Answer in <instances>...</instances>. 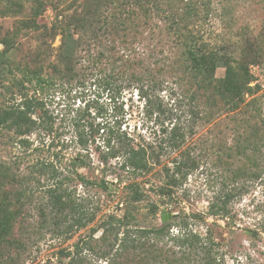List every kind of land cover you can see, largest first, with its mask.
<instances>
[{"label":"rangeland","instance_id":"obj_1","mask_svg":"<svg viewBox=\"0 0 264 264\" xmlns=\"http://www.w3.org/2000/svg\"><path fill=\"white\" fill-rule=\"evenodd\" d=\"M9 1L0 0V11L12 6ZM40 1L41 12L36 17L32 13L35 0H19V10L0 12V39L12 36L0 63V109L23 100L13 77L4 72L5 65H32L40 53L39 61L46 70L51 71L52 65L62 68L66 62H71L74 69L63 74L48 72L51 83L37 91L28 89L27 96L37 97L43 106H34L30 112L37 124L29 133L18 134L13 128L0 126V165L9 175L0 178V190L12 194L18 185L16 177L29 189L25 206L13 224V237L24 245L15 256L17 264H69V256L63 253L73 251L75 243L84 247L82 254L91 261L85 264H107L98 257L105 246L99 239L101 222L109 215L119 217L126 212L132 215L128 227L159 226L167 217L170 235L191 230L211 237L223 264H264V0H210L211 14L201 30L204 36L211 38L220 54L235 58L241 53L252 54L255 58L247 63L252 92L246 93L234 110H224L226 96L218 95L215 107L219 114L206 123L192 121L190 109L194 102L189 95L194 89L187 83L174 84L168 75L154 99H160L172 113L146 108L132 85L109 101L107 91L93 84L100 74L88 68L91 63L86 59L84 44L76 42L69 48L60 33L51 31L56 13L67 21L85 0ZM172 1L160 0L159 5L175 15L174 8H166ZM180 13L182 10L177 9L176 14ZM32 17L36 27L16 30L20 20ZM147 23L146 29L142 26L140 47L156 43L157 50L170 55L163 37L166 21L151 14ZM71 34L73 39H82L83 31L73 28ZM2 47L0 43V50ZM98 65L105 70L109 67L103 62ZM130 69L134 71V67ZM214 74L223 77L224 67H216ZM92 98L104 105L105 113L96 112ZM105 119H117L121 130L146 147L154 157L148 171L129 170L122 166L121 158L103 160L104 133L96 132L94 126ZM76 121L87 138L85 145L78 142ZM177 121L185 125L184 142L179 148L162 149L166 130ZM183 154L194 160V167L185 178L179 176L177 186H167L162 192L165 170H170ZM41 163L49 167L39 170ZM53 186L69 191L93 216L92 220L69 231L66 222L41 226V208L48 213V188ZM134 191L141 195L136 198ZM226 193L233 195L226 212L210 214V205ZM92 228L96 229L93 234ZM163 242L173 244L166 237ZM7 251L1 250L0 260L16 252Z\"/></svg>","mask_w":264,"mask_h":264},{"label":"trees","instance_id":"obj_2","mask_svg":"<svg viewBox=\"0 0 264 264\" xmlns=\"http://www.w3.org/2000/svg\"><path fill=\"white\" fill-rule=\"evenodd\" d=\"M9 2L12 6L2 9L1 14H8L9 10L14 8L17 10L22 8L19 0ZM35 2L32 8L33 17L41 12V1L35 0ZM159 3L160 0H85L80 5V10L74 11L67 21L60 19L61 14L56 13L51 31H54L52 34L60 33L69 48L76 42L84 44L86 59L91 63L88 68L100 74L99 77L95 76L93 84L98 89L107 91L109 101L114 100L123 88L132 85L137 88L140 97H143L146 108L151 106V111L172 113L171 109L165 108L160 99H154L157 92L162 91L168 75L172 77L171 82L174 84L187 83L194 89L189 95L194 102L190 109L194 122L206 123L219 114L216 113L215 107L218 95L226 96L224 110L237 108L238 104L244 101V95L253 90L249 84L252 74L247 63L254 62L255 55L241 53L237 58L227 57L219 53L211 38L207 39L204 36L201 30L204 28L203 21L211 14L210 0L168 2L166 8L169 10L174 8L175 15L161 8ZM177 9H181L182 13L176 14ZM151 14L161 16L166 21V24L162 25L166 36L158 35V37L166 38L170 55L157 50L156 43L148 47L139 45L142 42V32L146 29L144 26L150 21ZM33 17L20 20L16 30L28 26L36 27L37 23ZM73 28L83 31L82 39L72 38ZM11 38L12 36H5L0 39L3 46L0 50V63L10 48ZM39 54L36 63L32 65L11 64L3 68L7 76L13 77V84L18 86V92L22 94L23 100L16 106L0 109V126L13 128L18 134L29 133L36 126V120L32 119L30 112L33 111L34 106L39 109L43 107L37 97L27 96L28 89L37 91L51 83L52 78L48 72L63 74V72L70 73L74 69L71 62H66L62 68L52 65L51 71L46 70V66L39 61ZM102 62L108 64L107 71L98 65ZM218 66L224 67L223 77H216L214 74ZM131 67H134V71H141L134 73ZM16 72L18 76L14 75ZM92 101H95V110L98 114L105 113L104 105L99 104L96 99L92 98ZM77 122L75 126L78 142L85 145L87 138L79 130L81 124ZM94 127L96 132L101 130L104 133L103 144L106 152L103 160L121 158L122 166L129 170H149L150 160L154 157L145 146L134 142L125 131L120 129L121 124L117 119H105ZM184 129L185 125L175 122L166 130L161 148H179L185 140ZM155 157L157 159V156ZM47 167H49L47 164L41 163L38 169L43 170ZM193 167L194 160L188 154H183L174 162L170 170L169 168L165 170L166 185L161 191L165 192L167 186H177L181 182L179 176L185 178L188 170ZM51 170L52 176L53 169ZM8 176L5 167L0 165V178ZM14 181L18 185L12 194L0 190V252L7 249L8 254L14 253V250L16 252L7 260H0V264H17L15 256L19 254L18 250L24 247L21 241L13 237V224L25 206L24 200L29 189L24 185V180L16 177ZM48 194L49 198L46 202L48 213L41 208L43 217L41 226L46 223L66 222V231H69L73 227L85 226L92 220L93 216L89 215L66 189L53 186L48 188ZM134 194L136 198L141 195L138 191H134ZM232 196L229 193L218 196L216 203L210 205L208 212L225 213L226 204ZM218 201L220 204L217 203ZM214 206L216 209H213ZM131 218L132 215L126 212L119 217L109 215L101 222L99 239L105 246L99 251L98 257L107 260V264H223L218 260L215 253L216 243L211 237L202 236L191 230L170 235L171 223L167 217H164L159 226L128 227ZM122 226L124 228L121 231ZM95 230L92 228L91 234ZM165 237L172 240L173 244L168 245L167 242H163ZM83 244H88V241H84ZM83 248L75 243L73 251L63 253L69 256V264L91 262L82 254Z\"/></svg>","mask_w":264,"mask_h":264}]
</instances>
